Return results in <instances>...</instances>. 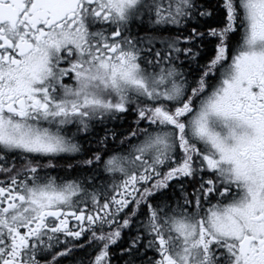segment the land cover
Masks as SVG:
<instances>
[{
	"label": "snow or ice",
	"instance_id": "snow-or-ice-1",
	"mask_svg": "<svg viewBox=\"0 0 264 264\" xmlns=\"http://www.w3.org/2000/svg\"><path fill=\"white\" fill-rule=\"evenodd\" d=\"M0 264H264V0H0Z\"/></svg>",
	"mask_w": 264,
	"mask_h": 264
}]
</instances>
